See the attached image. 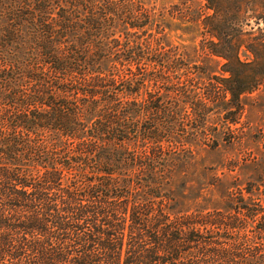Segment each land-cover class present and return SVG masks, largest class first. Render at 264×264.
Wrapping results in <instances>:
<instances>
[{
	"label": "trees",
	"instance_id": "16d2710c",
	"mask_svg": "<svg viewBox=\"0 0 264 264\" xmlns=\"http://www.w3.org/2000/svg\"><path fill=\"white\" fill-rule=\"evenodd\" d=\"M204 1L223 75L200 94L139 2L0 0V264H264L258 185L229 211L170 206L184 147L213 112L234 132L264 83V0Z\"/></svg>",
	"mask_w": 264,
	"mask_h": 264
},
{
	"label": "rangeland",
	"instance_id": "374dc122",
	"mask_svg": "<svg viewBox=\"0 0 264 264\" xmlns=\"http://www.w3.org/2000/svg\"><path fill=\"white\" fill-rule=\"evenodd\" d=\"M134 1L151 12L153 25L150 30L155 37L161 38L166 46L179 48L190 67H194L191 76L198 82L200 94L214 76L223 75V60L203 49V42L209 38L203 19L213 13L206 8L204 0ZM253 10L251 6L248 25L245 24L243 29L258 34ZM6 25L7 19L0 12V36ZM260 27L264 29V23ZM241 58L251 59L245 48L241 50ZM242 105L244 109L239 124L233 126L229 123L234 132L228 130L221 114L213 112L207 123L210 127L205 131L207 135L200 128V133L184 147L190 150L191 157L176 171L171 167L174 177L167 188L173 198L170 202L172 213L204 216L229 211L230 202L250 182L259 186L254 198H260L264 205V83L244 95ZM214 128L216 132L211 131ZM244 195L248 199L247 193ZM254 226L253 222L248 223L241 233L253 236Z\"/></svg>",
	"mask_w": 264,
	"mask_h": 264
}]
</instances>
